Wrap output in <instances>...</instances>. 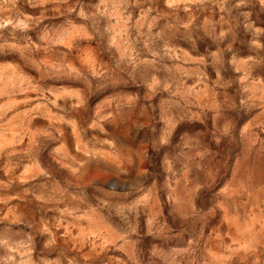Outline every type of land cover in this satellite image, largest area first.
<instances>
[{"label": "rangeland", "instance_id": "1", "mask_svg": "<svg viewBox=\"0 0 264 264\" xmlns=\"http://www.w3.org/2000/svg\"><path fill=\"white\" fill-rule=\"evenodd\" d=\"M0 264H264V0H0Z\"/></svg>", "mask_w": 264, "mask_h": 264}]
</instances>
